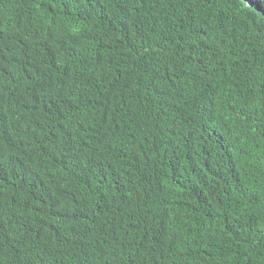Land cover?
<instances>
[{"label": "trees", "instance_id": "obj_1", "mask_svg": "<svg viewBox=\"0 0 264 264\" xmlns=\"http://www.w3.org/2000/svg\"><path fill=\"white\" fill-rule=\"evenodd\" d=\"M0 264H264V0H0Z\"/></svg>", "mask_w": 264, "mask_h": 264}]
</instances>
